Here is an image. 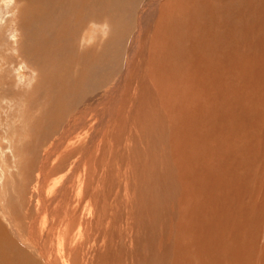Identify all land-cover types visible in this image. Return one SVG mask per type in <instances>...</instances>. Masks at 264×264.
<instances>
[{
	"label": "bare ground",
	"instance_id": "obj_1",
	"mask_svg": "<svg viewBox=\"0 0 264 264\" xmlns=\"http://www.w3.org/2000/svg\"><path fill=\"white\" fill-rule=\"evenodd\" d=\"M21 2L20 53L55 90L36 88L47 107L34 118L29 179L37 171L43 188L77 159L71 179L46 185L61 184L60 208L41 188L35 213L20 191V216L11 208L3 222L0 205V264H43L34 251L44 264L56 252L60 264H264V0H152L147 21L141 0ZM101 16L117 36L109 57L94 42L81 49ZM98 195L124 212L85 261L74 246ZM26 235L35 246L19 243Z\"/></svg>",
	"mask_w": 264,
	"mask_h": 264
},
{
	"label": "rangeland",
	"instance_id": "obj_2",
	"mask_svg": "<svg viewBox=\"0 0 264 264\" xmlns=\"http://www.w3.org/2000/svg\"><path fill=\"white\" fill-rule=\"evenodd\" d=\"M21 1H23V0H21ZM21 1L20 0H0V80H1L0 84H2V85H0V205L2 207L1 219L3 222H6V220L11 218V212H10L11 208L15 209V216L16 215L20 216L22 213H24V210L26 208L24 209L22 206L23 204L21 202L22 200L20 197V195H22V194H25L28 200L31 199L29 202V205L32 208L37 209V210H34V213H35V211L39 210L38 207L40 208L43 206V202L41 201V198H40L41 193H42V196L44 197L45 200L50 201L49 204L54 205L53 206L54 208H60L62 206V204L58 203L59 196H58V191H56V190L61 188V184L60 183H59L60 185L57 184L55 186L56 189L52 190L49 193L47 192L48 188H49V187L47 188V186L50 185L49 183H51V185H52L53 182H56V180H58L61 177L66 176V180L71 179L72 173H70L69 168L73 167L74 161L77 159V158L69 159L71 163L69 161L67 163H65L66 167H65L64 171L57 173V174L53 175L52 177L50 176V179L48 178L47 182L45 180V182H46L45 186L43 188H41L42 185H40V187H39V188H41V190L37 187L38 186V181H36L37 180L36 179L37 178L36 173L38 174L37 171L34 172V174L31 177L33 180L31 181V179H29L30 178L29 177V174H30L29 170L30 169L28 166L30 165V162L32 159L31 156L35 155L34 154L35 150H33L32 149L33 146H31L32 145L31 144V142H32L31 138L35 132L34 124L36 123V122L34 123V118H35V116L38 117V115L41 112H44L46 110L45 106L47 105V98L45 96L46 92L43 91L44 95H41L42 91L38 93V91H36V88L39 85H41L40 87L46 85L48 88L53 89V91H55V90L53 87H49L48 84L45 83V80L48 77H44V75L42 73L40 74L41 71L37 72L40 68L39 67H38V69L34 68L35 66L31 62H29V60H27L25 57H23L22 53H20V48H21V46H20L21 42L20 41H21V35L22 34L20 33V25H19V19H20L19 17L20 16L18 15L16 9L17 10H25V8H26V6H24L23 2H21ZM141 1L143 4H147V7L144 11V16H147L146 17V21H147L149 18L148 14L152 11V0H150L151 2L148 0H141ZM58 7H60V6H58ZM48 8H49V6H48ZM50 15L51 14L49 13L48 16H50ZM104 17H106V16L93 18V19H90L89 21H87L90 24H88L87 27H85V29L88 28L89 29V31H88L89 35L90 36L93 35L94 37L91 39L87 36V38H89L88 42L85 44L86 46L84 48H83L84 45L81 46V49L88 48V45H90L92 42H94V44H99V46L102 45L103 48L100 49V52L103 54L105 53L104 56L109 57L107 54V52L111 48L109 43L116 40L115 38L117 36H115L113 38L112 34L114 31L110 30L106 25L103 24ZM133 30L136 31V28L134 27ZM109 32H111V33H109ZM25 33L26 32L23 30V35H26ZM82 34H83L82 31L78 32L77 37L80 38V36H82ZM84 36H82V39ZM102 40L105 43L104 42L102 43ZM73 45H74V43H73ZM76 47H78V45H76ZM78 49H79V47H78ZM75 55H77V52H75ZM76 68H77V65L75 66L74 70ZM41 76H43V77L41 78ZM41 82H42V84H40ZM1 91H2V93H1ZM47 91H48V97H49V95H52L48 89H47ZM32 93H33V95H32ZM31 95L34 96L32 100H31ZM16 100H17V102H16ZM38 100H39V102H38ZM27 106H28V108H27ZM41 106H43V107H41ZM32 107H33V111H32ZM75 113L78 114V110L75 111ZM63 128H65V126H63ZM83 128H85V127H83ZM85 131H87V129ZM73 141H74L73 145H76L75 147L77 148L80 145V142L77 140H73ZM78 142H79V144H77ZM87 142H89V141H87L85 139L84 144H86ZM73 145H71V147L75 148ZM45 154H46V152L44 153V155L40 154L42 157L40 156L39 160L42 162L39 161V164L45 162ZM113 163L115 164L114 161H113ZM24 173L26 174V176ZM114 173L117 174L118 172H116V170H115ZM62 175H64V176H62ZM20 176H21V179H20ZM51 178H54L53 179L54 181ZM23 181H25V182H23ZM13 182H15L14 183L15 185L12 186L11 183H13ZM11 187H13L14 191L11 190ZM23 187H26L27 189L23 188ZM72 187L73 188L70 190H72V192H73L72 195H73L76 191L78 192V190H76L78 187L75 188L73 185H72ZM8 189L10 190L9 196L12 195L10 197V199L14 200V202H13L14 204L12 203V206H11V204H10V206L8 204H6L7 199H8V192H9ZM35 189L40 190L41 193H40V191H38L37 193H34ZM42 190L43 191L45 190L44 191L45 194L43 193ZM25 191H28V192L25 193ZM32 191H33V193H32ZM51 193H53V195H55V196H50V195H52ZM74 195H73V197H74ZM98 198H100V199H98ZM73 199L75 200V205H77L78 199L76 197H74ZM97 200H98L99 204L97 203V201L95 202V205H97L94 208L95 209L94 210L95 215L93 214V216L91 215L89 218L87 216L84 220L85 222H83V225L85 227V233H84L85 238L83 237L82 241L79 240L80 242L78 241L77 244H75L76 246H74V247H77V249L76 248H74V249L79 251L78 252L79 253V259H82V257H83V259L85 261H87V260H90V261L94 260L95 261V258L98 255V253L100 252V250L102 251V248H100L102 246V243L100 241L99 242L94 241L97 238V236L99 237L100 233L98 231H100V228L104 227L107 223V220H108L109 221V227H110V229H112L115 226V224H113L115 222L114 220L117 221L119 219L118 217L120 216L121 212L122 211L124 212V209L122 208L123 205L120 204L119 205L120 208L118 210H114L112 213H110L109 204H111V199L107 201V199L105 200V199H103V197H100L98 195ZM103 202L105 205H103ZM96 208L98 211H96ZM111 218H112V220H111ZM47 221H49V222H47ZM93 222L98 226L97 231H95V232L92 229V223ZM45 223L46 224L44 226H42L43 228L40 227V225H39L40 228L38 227V230L40 232V236L42 235V232H43V234H45L44 230H47L46 232L48 233V228H49L48 226L50 225V219H48V216H47V220ZM120 225H122V224H119V226ZM27 226H28V224H27ZM45 226L47 228H45ZM40 236H39V238H40ZM31 242L32 241L30 240L29 235L28 236L26 235V236L22 237V240L19 243H21L23 246H25V248L29 247V245H34V246L36 245L35 242H32V243ZM40 242H41V245L45 244L42 241H40ZM81 247H82V249H81ZM66 252H67L66 255H68L69 252L68 251H66ZM33 254H35L37 258L39 256V260L43 264L45 263L46 260L42 259V257L36 251H34ZM59 257H60L59 253L56 252L54 260H56L57 264L61 263V260Z\"/></svg>",
	"mask_w": 264,
	"mask_h": 264
}]
</instances>
